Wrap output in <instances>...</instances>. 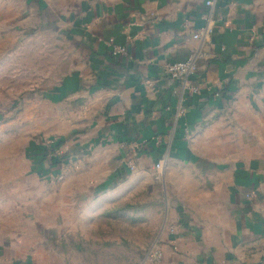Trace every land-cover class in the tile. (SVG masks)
<instances>
[{
	"label": "crops",
	"instance_id": "1",
	"mask_svg": "<svg viewBox=\"0 0 264 264\" xmlns=\"http://www.w3.org/2000/svg\"><path fill=\"white\" fill-rule=\"evenodd\" d=\"M27 1L46 9L62 2L82 58L62 85L77 131L64 138L62 162L51 174L76 155L78 169L56 188L39 181L46 192L31 196L34 214L64 194H111L144 180L147 168L153 172L162 161L166 176L160 180L175 185L182 204L167 216L175 231L165 229L157 240L161 260L145 264H264V168L217 160L210 141L214 123L227 116L245 122L256 139L264 136V0H215L213 33L202 41L192 35L205 25L206 0ZM113 46L125 54L113 56ZM198 49L204 57L194 82L202 94L187 100L176 121L165 66ZM207 88L220 90L219 98L208 96ZM181 166L194 175H173ZM13 196L0 194V264H41L38 250L24 240L23 196ZM7 216L13 217L10 228Z\"/></svg>",
	"mask_w": 264,
	"mask_h": 264
},
{
	"label": "rangeland",
	"instance_id": "2",
	"mask_svg": "<svg viewBox=\"0 0 264 264\" xmlns=\"http://www.w3.org/2000/svg\"><path fill=\"white\" fill-rule=\"evenodd\" d=\"M52 4L46 9L27 0H0V194L23 196L24 240L38 250L41 264H145L147 252L169 225L168 214L182 204L175 200V185L160 180L166 171L157 174L156 163L153 172L147 168L144 180L126 182L111 194L93 199L64 194L46 204L39 216L34 214L31 196L46 192L39 181L44 188H56L77 171L80 159L76 155L59 174L45 175L31 169L27 150L49 138L70 140L77 131L62 85L82 58L68 32L62 2L55 8ZM226 118L212 130L215 159L252 161L264 168V136L256 139L245 122ZM173 170L180 177L194 175L188 166ZM3 220L10 228L13 217Z\"/></svg>",
	"mask_w": 264,
	"mask_h": 264
},
{
	"label": "built area",
	"instance_id": "3",
	"mask_svg": "<svg viewBox=\"0 0 264 264\" xmlns=\"http://www.w3.org/2000/svg\"><path fill=\"white\" fill-rule=\"evenodd\" d=\"M205 6L207 11L205 13V25L195 34L192 35L194 40L202 41L208 39L213 33L212 27V14L215 7V0H206ZM125 54V48L121 46L112 47V55L118 56ZM204 57V54L198 49L191 52L186 59L181 61H176L165 66L166 78L169 82V91L173 97V104L170 106L174 110L173 116L176 121L181 119L185 113V104L189 98L198 97L202 94L200 88L194 82V75L198 68V61ZM229 86V85H228ZM206 93L212 98H219L220 90L214 88H207ZM186 133V132H185ZM55 138H49L46 142L40 141V145L46 147L47 149L53 148L55 145ZM60 149H55L53 152L48 153V159H59L60 160ZM47 168L51 174V169L49 168V163ZM43 165V166H44ZM129 170L133 169V164L130 163L127 165ZM163 162L158 161L155 164V171L157 174H160L162 171ZM57 175V174H56ZM157 178V177H156ZM249 198V195L247 196ZM170 233L175 231V225L165 226ZM163 256L162 249L156 243L151 247L147 252L146 260L151 262H159Z\"/></svg>",
	"mask_w": 264,
	"mask_h": 264
},
{
	"label": "trees",
	"instance_id": "4",
	"mask_svg": "<svg viewBox=\"0 0 264 264\" xmlns=\"http://www.w3.org/2000/svg\"><path fill=\"white\" fill-rule=\"evenodd\" d=\"M227 88L228 87H226V89H224L223 91H226ZM65 140L66 139H64V138L56 139L55 145L51 149H47L46 147H44L38 143L37 144H30V146L27 150L30 153L29 158L33 164V167L34 168L36 167L35 169H37L38 171L44 172V173L49 172V169H46L45 171H43V167H44L43 165L45 162L49 163V168L57 167V165L59 164V159H57V158L54 160L48 159L47 155H48V153L53 152L55 149H59L62 146V144L65 142ZM35 169H33V170H35Z\"/></svg>",
	"mask_w": 264,
	"mask_h": 264
}]
</instances>
